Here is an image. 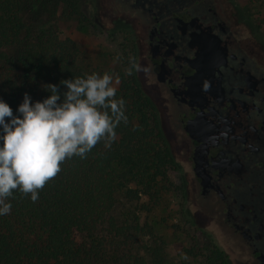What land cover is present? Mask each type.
I'll return each mask as SVG.
<instances>
[{"label":"flooded vegetation","instance_id":"obj_1","mask_svg":"<svg viewBox=\"0 0 264 264\" xmlns=\"http://www.w3.org/2000/svg\"><path fill=\"white\" fill-rule=\"evenodd\" d=\"M117 1L145 41L150 93L135 73L172 159L168 176L243 264H264V60L244 40L242 16L231 0Z\"/></svg>","mask_w":264,"mask_h":264},{"label":"trees","instance_id":"obj_2","mask_svg":"<svg viewBox=\"0 0 264 264\" xmlns=\"http://www.w3.org/2000/svg\"><path fill=\"white\" fill-rule=\"evenodd\" d=\"M23 4L24 0H0V70H5L0 100L19 115L25 93L32 103L42 102L51 95L45 86L53 84L63 98L67 89L60 84L62 80L107 72L113 79L119 77L116 98L125 101L127 123L115 129L110 148L101 141L86 159L66 160L35 203L30 196L13 193L8 201L10 214L0 216V264H147L132 251L119 256L110 253V248L119 239L127 245L134 232L143 231L138 218L137 225L128 218L123 227L118 226L112 214L119 197L131 203L145 198L160 206L170 190L172 159L163 145L154 105L142 90L135 69L127 74L129 61L118 72L85 62L75 42L59 38L52 24L27 25ZM12 47H21L17 60L6 51ZM102 230L111 235H103ZM162 245L166 244L162 241ZM162 250L153 249L154 264H175ZM178 254L177 264H231L216 244L203 253L191 248ZM184 255L188 259H182Z\"/></svg>","mask_w":264,"mask_h":264},{"label":"rangeland","instance_id":"obj_3","mask_svg":"<svg viewBox=\"0 0 264 264\" xmlns=\"http://www.w3.org/2000/svg\"><path fill=\"white\" fill-rule=\"evenodd\" d=\"M231 2L233 9L242 16L240 29H243L244 40L251 47L258 48L264 60V0ZM117 3V0H24L22 15L27 25L41 22L49 23V26L52 24L59 38H70L75 42L87 63L118 72L124 71L127 61L135 58V62L144 69V58L138 57L139 47L144 46V38L133 35L135 21L125 18L121 5ZM75 11L76 14L70 16ZM20 49L12 47L6 51L17 60ZM4 72L1 68L0 83ZM140 77L143 89L149 91L144 71H140ZM119 85L114 86L118 88ZM1 132L2 129L0 135ZM169 180L170 190L160 206H154L145 198L131 203L119 197L112 214L118 226L123 227L124 222L131 218L130 221L134 225L138 222L143 231L134 232L132 241L127 245L120 239L113 241L114 247L110 248V253L123 256L132 251L134 255L145 258L147 264H154L153 249L161 247L166 259L177 264L180 262L179 250L197 248L203 253L216 244L229 253L232 264H243L244 259L232 248L228 235L203 210L197 207L188 210L181 182L172 175ZM102 231L103 235H111ZM162 241L166 244L164 248Z\"/></svg>","mask_w":264,"mask_h":264},{"label":"clouds","instance_id":"obj_4","mask_svg":"<svg viewBox=\"0 0 264 264\" xmlns=\"http://www.w3.org/2000/svg\"><path fill=\"white\" fill-rule=\"evenodd\" d=\"M132 70L145 71L130 60ZM119 77L105 72L62 80L67 91L59 93L57 85L48 84L51 95L32 103L25 93L14 115L12 108L0 100V216L10 214L9 201L14 192L30 196L35 203L39 192L54 180L61 165L73 157L86 159L101 141L110 148L116 139L115 129L127 123L125 101L117 99ZM7 120V122H6ZM182 259H188L186 255Z\"/></svg>","mask_w":264,"mask_h":264},{"label":"water","instance_id":"obj_5","mask_svg":"<svg viewBox=\"0 0 264 264\" xmlns=\"http://www.w3.org/2000/svg\"><path fill=\"white\" fill-rule=\"evenodd\" d=\"M202 56H201V61L203 62L204 60H206V55L208 54V52L210 51L209 47H207V45H202Z\"/></svg>","mask_w":264,"mask_h":264}]
</instances>
